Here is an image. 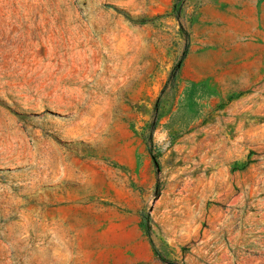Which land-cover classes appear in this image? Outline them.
I'll return each mask as SVG.
<instances>
[{
	"label": "rangeland",
	"instance_id": "374dc122",
	"mask_svg": "<svg viewBox=\"0 0 264 264\" xmlns=\"http://www.w3.org/2000/svg\"><path fill=\"white\" fill-rule=\"evenodd\" d=\"M0 264H264V0H0Z\"/></svg>",
	"mask_w": 264,
	"mask_h": 264
},
{
	"label": "trees",
	"instance_id": "16d2710c",
	"mask_svg": "<svg viewBox=\"0 0 264 264\" xmlns=\"http://www.w3.org/2000/svg\"><path fill=\"white\" fill-rule=\"evenodd\" d=\"M186 51H187V49H186Z\"/></svg>",
	"mask_w": 264,
	"mask_h": 264
}]
</instances>
